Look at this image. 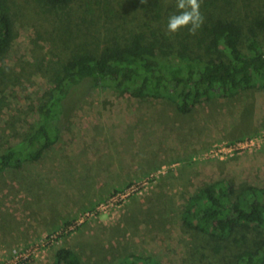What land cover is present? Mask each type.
<instances>
[{"label": "rangeland", "instance_id": "rangeland-1", "mask_svg": "<svg viewBox=\"0 0 264 264\" xmlns=\"http://www.w3.org/2000/svg\"><path fill=\"white\" fill-rule=\"evenodd\" d=\"M175 3L77 0L67 14H56L33 0H9L14 39L0 59V151L35 123L51 86L45 68L78 47L140 30L167 32ZM200 12L204 19L223 15L245 24L264 12V0H201ZM256 87L214 96L187 113L165 97L94 88L81 98L75 90L64 103L66 111L75 107L57 144L37 161L0 172V264L33 246L31 264H50L61 245L83 264H124L133 256L159 264H223L182 224L181 212L192 192L219 178L239 187L264 185V143L229 150L264 131L232 136L256 111L249 94Z\"/></svg>", "mask_w": 264, "mask_h": 264}, {"label": "trees", "instance_id": "trees-1", "mask_svg": "<svg viewBox=\"0 0 264 264\" xmlns=\"http://www.w3.org/2000/svg\"><path fill=\"white\" fill-rule=\"evenodd\" d=\"M33 1L56 14H67L77 4V0ZM10 10L9 0H0V59L14 39ZM260 39L264 41V12L245 24L208 14L195 35L184 29L181 35L151 30L147 36L140 30L101 46L78 47L64 61L44 69L51 86L37 106L35 123L0 151V172L37 161L57 144L75 107L66 111L64 103L78 89L81 98L94 88L135 98L165 97L182 113L214 96L232 97L254 86L264 89ZM181 222L202 238L211 254L220 255L223 264H264V185L239 187L229 178L202 184L187 197ZM50 264L83 263L61 245ZM124 264L159 263L151 256H133Z\"/></svg>", "mask_w": 264, "mask_h": 264}, {"label": "clouds", "instance_id": "clouds-1", "mask_svg": "<svg viewBox=\"0 0 264 264\" xmlns=\"http://www.w3.org/2000/svg\"><path fill=\"white\" fill-rule=\"evenodd\" d=\"M177 13L169 16L167 32L176 33L181 28H188L190 35H195L204 22L200 12L201 0H176Z\"/></svg>", "mask_w": 264, "mask_h": 264}, {"label": "crops", "instance_id": "crops-1", "mask_svg": "<svg viewBox=\"0 0 264 264\" xmlns=\"http://www.w3.org/2000/svg\"><path fill=\"white\" fill-rule=\"evenodd\" d=\"M251 100L253 101L255 107V112L250 113L248 123L245 127L236 130L232 136H240L243 134H253L264 126V89L256 87L249 93ZM264 151V149H263Z\"/></svg>", "mask_w": 264, "mask_h": 264}, {"label": "built area", "instance_id": "built-area-1", "mask_svg": "<svg viewBox=\"0 0 264 264\" xmlns=\"http://www.w3.org/2000/svg\"><path fill=\"white\" fill-rule=\"evenodd\" d=\"M264 143V131L262 133H259L258 135L254 137L245 138L243 140L236 141L235 143L229 145V150H240L245 148H258L261 144ZM49 239H46L45 241H41L42 245H48ZM34 246L27 250L25 253H19L17 254L13 260H11L8 264H31L32 258L31 255L34 251Z\"/></svg>", "mask_w": 264, "mask_h": 264}]
</instances>
